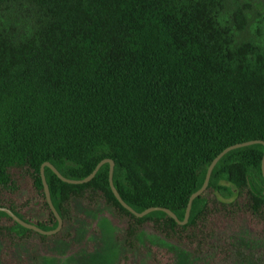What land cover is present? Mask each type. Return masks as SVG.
Returning a JSON list of instances; mask_svg holds the SVG:
<instances>
[{"label": "trees", "instance_id": "1", "mask_svg": "<svg viewBox=\"0 0 264 264\" xmlns=\"http://www.w3.org/2000/svg\"><path fill=\"white\" fill-rule=\"evenodd\" d=\"M252 10L246 0H0V207L54 230L41 165L82 180L109 159L129 207L183 221L221 151L264 142V18L250 32ZM263 150L225 154L182 225L123 208L107 163L78 185L45 167L62 228L41 235L0 212V264H264Z\"/></svg>", "mask_w": 264, "mask_h": 264}, {"label": "water", "instance_id": "2", "mask_svg": "<svg viewBox=\"0 0 264 264\" xmlns=\"http://www.w3.org/2000/svg\"><path fill=\"white\" fill-rule=\"evenodd\" d=\"M254 144H261L264 147V142L263 141H248V142H244V143H239V144H235L232 146H229L227 148H225L223 151H221L210 163V165L207 168L206 171V175L204 178V181L202 183V186L193 194H191V196L188 199L187 202V206L185 209V214H184V219L183 221H179L178 218L169 210L166 208H161V207H152L149 209H146L140 213L134 211L131 207H129L120 197L119 193L117 192L116 188L113 185V170H114V162L112 160L109 159H104L102 161H100L96 167L93 169V171L84 179L82 180H70L67 179L65 177H63L57 170L56 168L51 165L49 162H45L41 165L40 167V177H41V182L43 185V190H44V194H45V198L47 201V204L51 210V212L53 213L56 221H57V227L54 230L51 231H44L40 228H38L37 226L27 223L23 220H21L20 218H18L13 212H11L9 209L7 208H3L0 207V212H4L6 213L9 217H11L15 222H17L20 226L29 229V230H33L34 232H37L41 235H45V236H50L53 234H56L57 232L60 231V229L62 228V219L60 218L59 214L57 213V211L55 210L52 202H51V198H50V193H49V188L48 185L46 183L45 180V176H44V168L47 167L49 168L61 181L68 183V184H74V185H78V184H83V183H87L89 182L97 173V171L100 169V167L104 164H108L109 165V170H108V184L109 187L114 195V197L116 198V200L122 205L123 208H125L126 210H128L131 214H133L134 216L138 217V218H142L145 215L154 212V211H162L164 213H166L168 216H170L172 219H174L178 224H186L189 218V214H190V210H191V206H192V202L194 199H196L197 197H199L207 188L208 186V182L210 179V175L211 172L213 170V168L215 167V165L218 163V161L228 152L234 150V149H238V148H242V147H246V146H250V145H254ZM261 172H262V177L264 179V150H263V156H262V160H261Z\"/></svg>", "mask_w": 264, "mask_h": 264}, {"label": "rangeland", "instance_id": "3", "mask_svg": "<svg viewBox=\"0 0 264 264\" xmlns=\"http://www.w3.org/2000/svg\"><path fill=\"white\" fill-rule=\"evenodd\" d=\"M248 1L252 7L253 10L250 15V27L249 31L251 32L255 26V23L257 22L258 15L264 18V0H246ZM262 40L264 42V23L262 24ZM101 218L103 221H105L108 226L115 230L119 231L122 229V224L118 223L115 218L110 214L108 211L103 210L101 213ZM55 254L54 253H45V257L47 259H51Z\"/></svg>", "mask_w": 264, "mask_h": 264}]
</instances>
